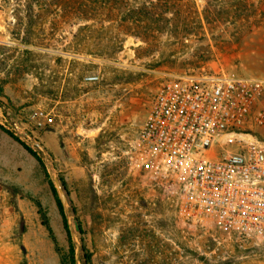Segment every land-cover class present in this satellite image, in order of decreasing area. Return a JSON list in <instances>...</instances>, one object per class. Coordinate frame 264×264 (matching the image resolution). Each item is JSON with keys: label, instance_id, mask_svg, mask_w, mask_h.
I'll return each instance as SVG.
<instances>
[{"label": "rangeland", "instance_id": "rangeland-1", "mask_svg": "<svg viewBox=\"0 0 264 264\" xmlns=\"http://www.w3.org/2000/svg\"><path fill=\"white\" fill-rule=\"evenodd\" d=\"M219 64L264 78V0H0V124L42 155L77 264L81 238L93 264H264V246L183 220L138 162L159 86ZM34 200L65 251L47 178L0 128V264H60Z\"/></svg>", "mask_w": 264, "mask_h": 264}, {"label": "built area", "instance_id": "built-area-1", "mask_svg": "<svg viewBox=\"0 0 264 264\" xmlns=\"http://www.w3.org/2000/svg\"><path fill=\"white\" fill-rule=\"evenodd\" d=\"M138 142L139 165L171 181L183 220L264 246V78L235 77L220 64L167 78Z\"/></svg>", "mask_w": 264, "mask_h": 264}, {"label": "trees", "instance_id": "trees-1", "mask_svg": "<svg viewBox=\"0 0 264 264\" xmlns=\"http://www.w3.org/2000/svg\"><path fill=\"white\" fill-rule=\"evenodd\" d=\"M206 4H207V2H206ZM0 95H1V91H0ZM3 105H4V103L0 99V106H3ZM0 128L3 129L14 141L19 143L37 161L41 171L43 172V174L47 178V182H48L49 188H50V190H51V192L53 194V197L55 199L58 212H59L60 217H61L62 227H63V229L65 231V235H66V239H67V249L64 251L59 246L57 238H56V236H55V234L53 232V229H52V227L50 225L49 217L47 215V212H46L45 208L43 207V205L41 204L40 201L34 200L35 205L37 207V213H38V215L40 217L41 225L46 228V230L48 232V235H49V238L53 242L54 250L56 251V253L59 256L60 264H77L76 243H75V241H74V239L72 237V233H71V230H70V227H69V224H68V220H67L64 204L62 202V199H61V197H60V195H59V193L57 191V188H56L54 182L49 177V174L47 172V169H46V166H45V163H44L42 155L39 152H37L36 150L32 149L24 141L20 140L13 132H11L10 130H6L1 124H0ZM58 179H59L61 187L65 191L66 196L69 197V192L67 190L65 180L62 177H59ZM71 204H72V202H71ZM71 211L73 213H75L76 210H75L74 207H72ZM77 228H78V231L80 233L84 232L82 230L80 222H78ZM80 242H81V246H80V261H81V264H93L92 263V253L86 248L83 238H81Z\"/></svg>", "mask_w": 264, "mask_h": 264}, {"label": "water", "instance_id": "water-1", "mask_svg": "<svg viewBox=\"0 0 264 264\" xmlns=\"http://www.w3.org/2000/svg\"><path fill=\"white\" fill-rule=\"evenodd\" d=\"M62 199V202H63V198H61ZM63 204H64V202H63Z\"/></svg>", "mask_w": 264, "mask_h": 264}]
</instances>
